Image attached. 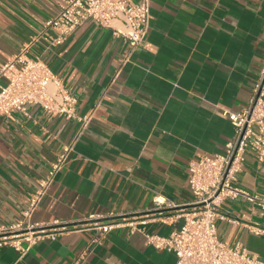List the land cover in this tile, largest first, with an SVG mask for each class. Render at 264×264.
<instances>
[{
	"label": "crops",
	"instance_id": "0c3cea01",
	"mask_svg": "<svg viewBox=\"0 0 264 264\" xmlns=\"http://www.w3.org/2000/svg\"><path fill=\"white\" fill-rule=\"evenodd\" d=\"M61 0H0V63L24 52L41 56L79 99L95 108L86 133L57 172L30 219L75 221L110 212L146 216V229L169 235L184 224L193 195L188 166L202 153H221L234 136L220 109L244 107L264 64V0H151L149 33L130 52L111 27L87 20L65 41L35 39ZM54 35V30H49ZM0 83L5 79L0 77ZM0 116V223L23 217L39 179L45 177L78 122L30 106ZM264 167V165L262 166ZM237 184L264 195V169L248 152ZM175 204L156 208L154 196ZM248 201L226 199L218 235L264 256V235L250 233ZM95 231L39 241L27 253L0 246V264H176V255L145 242L128 228L101 243Z\"/></svg>",
	"mask_w": 264,
	"mask_h": 264
},
{
	"label": "built area",
	"instance_id": "2783aa9c",
	"mask_svg": "<svg viewBox=\"0 0 264 264\" xmlns=\"http://www.w3.org/2000/svg\"><path fill=\"white\" fill-rule=\"evenodd\" d=\"M87 20L111 27L116 36L125 38L130 47V52L121 60L125 63L130 61L131 52L143 44L149 33L151 0H61L56 13L44 21L35 39L44 38L49 47L60 45ZM51 29L55 31L54 35L49 33ZM0 77L5 79V83H0V116L15 111L28 114L33 105L49 114L78 122L73 138L64 144L47 175L38 180L23 217L9 224L0 223V246L11 245L23 255L39 241L56 240L65 233L95 231L93 241L101 243L112 230L128 228L130 233L141 232L147 245L173 252L177 257L176 264H264V256L249 250L241 242L232 244L222 240L217 229L222 202L243 197L249 203V214L257 216L247 224L248 230L255 235H264V195L237 184L238 173L243 170L248 152L264 169V64L247 104L238 111L220 109L235 128L224 151L202 153L190 160L188 187L193 199L183 212V226L169 235L147 231V215L127 217L110 212L108 221H102L103 216L96 213L75 221H31L33 211L57 172L66 166L75 152L76 143L88 130L99 103L81 114L78 97L41 56L29 57L24 52L13 56L0 63ZM154 202L156 208L175 206L161 193L154 196ZM86 255L84 251L79 260L85 259Z\"/></svg>",
	"mask_w": 264,
	"mask_h": 264
}]
</instances>
